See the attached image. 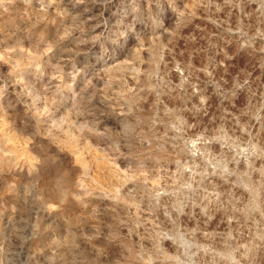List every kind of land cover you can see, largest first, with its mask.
<instances>
[{"label": "rangeland", "instance_id": "rangeland-1", "mask_svg": "<svg viewBox=\"0 0 264 264\" xmlns=\"http://www.w3.org/2000/svg\"><path fill=\"white\" fill-rule=\"evenodd\" d=\"M257 208L264 0H0V264H264Z\"/></svg>", "mask_w": 264, "mask_h": 264}, {"label": "clouds", "instance_id": "clouds-1", "mask_svg": "<svg viewBox=\"0 0 264 264\" xmlns=\"http://www.w3.org/2000/svg\"><path fill=\"white\" fill-rule=\"evenodd\" d=\"M138 23H143L145 25H148L151 23V18L149 17H145L143 14L140 15V17H138L137 21ZM135 28V23H133L130 27H126L125 31H129V30H134ZM174 127V126H172ZM167 134V133H165ZM174 140H178V139H183L182 137H173ZM174 147L179 148L180 153H183L186 155V159L184 160V163L181 164L180 160L177 159L175 161V163L177 164V170L176 173L174 174V179L176 181H180L183 179V173L184 172H188V173H194L195 175H201L202 177H206L208 175V168H216L218 161H216L215 157L212 156L207 149H205L204 151H201L199 153V157H200V163L197 164L196 160L193 159L194 157L197 156L196 152H190L188 150V143L187 141L184 142V145L181 146L180 144H175ZM189 161H191V165L189 167H185V165L189 164ZM197 169H201L200 172H197ZM224 172H227V168L224 167L223 168ZM195 175H190L188 177V183H184L181 186L182 187H188L190 186V182L195 180ZM178 190V189H177ZM206 211V209H205ZM237 211H242V212H247L248 210L246 208L244 209H237ZM254 211H259L260 215L262 217V219H264V211H260V209H254ZM166 215L168 214L167 212L165 213ZM247 218V216H246ZM179 252V250H178ZM197 253L193 252L192 255L195 256ZM180 255H183V253H179L175 258L179 261L180 259ZM219 257V260H228V259H232L234 260V256L232 255L231 252H221V253H217L216 254ZM219 260L217 261V264H219ZM201 264H203V260L201 258Z\"/></svg>", "mask_w": 264, "mask_h": 264}]
</instances>
